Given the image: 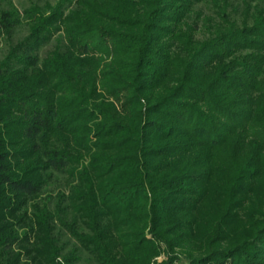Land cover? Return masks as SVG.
I'll return each instance as SVG.
<instances>
[{
    "label": "trees",
    "instance_id": "16d2710c",
    "mask_svg": "<svg viewBox=\"0 0 264 264\" xmlns=\"http://www.w3.org/2000/svg\"><path fill=\"white\" fill-rule=\"evenodd\" d=\"M241 2L1 11L0 40L29 33L0 62V264H264V0Z\"/></svg>",
    "mask_w": 264,
    "mask_h": 264
},
{
    "label": "rangeland",
    "instance_id": "374dc122",
    "mask_svg": "<svg viewBox=\"0 0 264 264\" xmlns=\"http://www.w3.org/2000/svg\"><path fill=\"white\" fill-rule=\"evenodd\" d=\"M57 1L58 0H0V13L3 10L11 9L12 7L22 12L24 9L29 8L33 4L44 5L45 3L48 2L51 4H55ZM232 2L236 4V6L242 4L241 0H232ZM199 8L203 9L205 14L210 16L212 15L215 16L216 9L214 8V5L211 1L201 4ZM229 12L231 13V9L229 10ZM233 17H235L236 19H241V16L238 15H233ZM28 33H29L28 27L26 25H22L17 28V30L13 33V35L10 38L5 37L0 40V62L6 57L11 46L15 45L17 42L24 39V37L27 36ZM202 36L203 35L201 34L199 35L200 38ZM58 44L59 41L55 39L48 46L43 48L41 51L42 58H44L49 51L55 49L58 46ZM163 259H165L164 256L160 257L159 261L161 262L163 261Z\"/></svg>",
    "mask_w": 264,
    "mask_h": 264
}]
</instances>
